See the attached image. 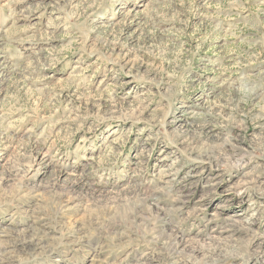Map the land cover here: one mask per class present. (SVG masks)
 Here are the masks:
<instances>
[{
	"label": "rangeland",
	"instance_id": "rangeland-1",
	"mask_svg": "<svg viewBox=\"0 0 264 264\" xmlns=\"http://www.w3.org/2000/svg\"><path fill=\"white\" fill-rule=\"evenodd\" d=\"M0 264H264V0H0Z\"/></svg>",
	"mask_w": 264,
	"mask_h": 264
},
{
	"label": "bare ground",
	"instance_id": "bare-ground-1",
	"mask_svg": "<svg viewBox=\"0 0 264 264\" xmlns=\"http://www.w3.org/2000/svg\"><path fill=\"white\" fill-rule=\"evenodd\" d=\"M27 230V229H26ZM36 232V231H35ZM27 235V234H26ZM31 236V235H30ZM29 236V237H30ZM36 237H38L39 239H38V244H40V243H42V238L39 236V235H35V236H31L30 238H28V239H26V240H24V241H26L27 243H28V245H27V247H28V250H26V251H31L32 249H30V248H32L33 247V245L34 244H37L36 242H34L33 240H34V238H36ZM47 243V242H46ZM23 246V245H22ZM43 246V245H42ZM99 246V245H98ZM19 247V246H18ZM15 250V249H14ZM13 251V250H12ZM18 251V250H17ZM16 252V251H15ZM24 252V251H23ZM13 255V254H12ZM7 256V255H6ZM10 256V255H9ZM5 259H6V257H5ZM12 259V258H11ZM9 261H10V259H9ZM6 262V261H5ZM7 263H8V261H7Z\"/></svg>",
	"mask_w": 264,
	"mask_h": 264
}]
</instances>
